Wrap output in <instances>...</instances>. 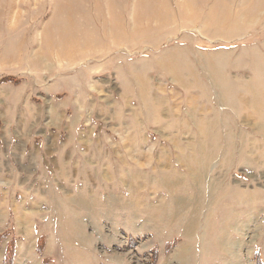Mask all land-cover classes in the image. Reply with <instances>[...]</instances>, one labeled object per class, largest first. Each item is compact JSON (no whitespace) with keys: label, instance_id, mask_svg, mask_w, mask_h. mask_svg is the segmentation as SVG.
Wrapping results in <instances>:
<instances>
[{"label":"rangeland","instance_id":"1","mask_svg":"<svg viewBox=\"0 0 264 264\" xmlns=\"http://www.w3.org/2000/svg\"><path fill=\"white\" fill-rule=\"evenodd\" d=\"M0 218L40 256L193 264L202 229L261 262L264 0H0Z\"/></svg>","mask_w":264,"mask_h":264},{"label":"crops","instance_id":"2","mask_svg":"<svg viewBox=\"0 0 264 264\" xmlns=\"http://www.w3.org/2000/svg\"><path fill=\"white\" fill-rule=\"evenodd\" d=\"M0 220H1V218H0ZM13 227H14L15 232L18 233V234L17 233L16 234L20 237V240H18L17 245H16L15 264H42L44 258H50L54 255L56 256L57 264H77L74 261H67L66 256H65L66 250L68 251V253H70L72 259H73L74 253L77 251L81 253V255L84 259H87L88 262H86V263H81L80 261H77L80 264H98L99 260L97 257V252L95 251L94 247L89 248V252H86L83 247H80L75 242V240L72 239L70 236H68V234L64 231H61L59 233L57 228H53V233L50 235H46V246L47 247L44 250L43 256H40L37 252V242H38V239L40 238V236H42L41 235L42 232L41 231H38L37 233L33 232L34 230L37 229L36 226L34 225V223L31 226L32 228H31L30 232H28V230H27L26 235H20L19 232L17 231V229L15 228L16 226H13ZM8 228H9V226L6 225V222H5V226H3L2 223H0V234H2V232L7 230ZM202 232H204V231L201 229L200 233H198V232L196 234L194 233L196 243L194 244L195 245L194 246V248H195V251H194L195 252V262L193 264H200V263L201 264H258L261 262H262V264H264V259H263L264 258V250L258 251L257 247L259 246V244H256V246L252 248V254L255 257H258L261 255V258H260L261 262L259 260H256V258L254 259V261H252L253 263L251 261H250V263H248L247 261L245 262L244 260H242L245 257L242 253V249H243L242 242H238L235 244V246L237 247L236 248L237 250L235 249L233 256L230 253H220L219 259L217 261L206 262V256H203V259H202V256H201L202 252L200 249V246L203 243V242H201V240H202L201 235L204 234ZM67 237H70L69 240H67ZM58 238L62 239V241H63L61 246H59L57 244L59 242ZM8 241L9 240H5L0 245V264H2V262H3L4 253H5V249H6V245H7ZM62 246H64V250H63ZM61 249H62V251H60ZM183 249L188 250L189 248L185 247ZM184 252H182V253H184ZM262 252H263V254H262ZM186 253L188 254L187 255L188 256L187 264H190V262H191L190 260L192 258L193 252H190L188 250V252H185V254ZM177 254L175 255V259H173V261H174L173 263L182 264L179 262Z\"/></svg>","mask_w":264,"mask_h":264},{"label":"trees","instance_id":"3","mask_svg":"<svg viewBox=\"0 0 264 264\" xmlns=\"http://www.w3.org/2000/svg\"><path fill=\"white\" fill-rule=\"evenodd\" d=\"M9 239L5 253H4V258L2 264H14L15 256H16V245H17V238L16 236L12 235L11 230H7L0 234V245L4 240ZM45 244V239L42 237L40 238L38 242V247H37V252L41 255L42 254V247ZM173 243H168L167 248H171L169 245H173ZM43 264H52L51 260L48 259H43Z\"/></svg>","mask_w":264,"mask_h":264}]
</instances>
